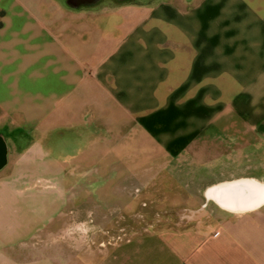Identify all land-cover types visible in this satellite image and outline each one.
Listing matches in <instances>:
<instances>
[{"label": "crops", "instance_id": "crops-1", "mask_svg": "<svg viewBox=\"0 0 264 264\" xmlns=\"http://www.w3.org/2000/svg\"><path fill=\"white\" fill-rule=\"evenodd\" d=\"M83 125L96 132L102 199L138 171L147 187L189 158L176 170L199 173L196 187L218 205L214 226L96 251L67 238L7 244L0 264H264V0H0V136L14 141L2 171L11 154L30 163L51 149L31 139ZM222 195L248 197V208L223 207Z\"/></svg>", "mask_w": 264, "mask_h": 264}, {"label": "rangeland", "instance_id": "rangeland-1", "mask_svg": "<svg viewBox=\"0 0 264 264\" xmlns=\"http://www.w3.org/2000/svg\"><path fill=\"white\" fill-rule=\"evenodd\" d=\"M95 133L85 132V125L67 126L54 139H31L30 144L42 142L51 149L31 155L30 163L27 155L11 154V166L0 169V232L15 234L8 239L0 235V247L21 243L30 246L36 240L41 245L58 246L59 240L74 239L76 244L96 251L118 237L126 239L178 228L210 230L214 226L218 205L207 202L196 187L199 173L176 170L189 168V158L172 162L165 172H155L154 182L150 181L147 187L145 172L138 171L134 183H126L118 195L114 193L115 187L107 189L111 196L108 201L102 199L101 189L96 186L102 175L98 172V154L91 148L92 142H96L92 140ZM5 141L8 153H12L14 141L7 137ZM28 143L16 142L15 147L21 151ZM156 162L155 158V169L161 168L156 167ZM13 164L21 167L11 170ZM85 168L93 171L85 172ZM129 174L124 173L122 181ZM203 179L209 180V173H203ZM70 226L77 231L70 234ZM36 230H40L37 238L32 235ZM20 232L24 235H18Z\"/></svg>", "mask_w": 264, "mask_h": 264}, {"label": "bare ground", "instance_id": "bare-ground-1", "mask_svg": "<svg viewBox=\"0 0 264 264\" xmlns=\"http://www.w3.org/2000/svg\"><path fill=\"white\" fill-rule=\"evenodd\" d=\"M224 197H216V199L220 202V204L223 207H226L228 209H239L241 208H248L246 204H242L245 202V200L248 199V197H236V196H226L222 195ZM252 199V198H249ZM264 202V189L260 191V195L257 197V200L255 201V204H260Z\"/></svg>", "mask_w": 264, "mask_h": 264}, {"label": "water", "instance_id": "water-1", "mask_svg": "<svg viewBox=\"0 0 264 264\" xmlns=\"http://www.w3.org/2000/svg\"><path fill=\"white\" fill-rule=\"evenodd\" d=\"M92 0H70L73 5H79L81 2H87ZM7 145L3 137L0 136V168L6 162Z\"/></svg>", "mask_w": 264, "mask_h": 264}, {"label": "built area", "instance_id": "built-area-1", "mask_svg": "<svg viewBox=\"0 0 264 264\" xmlns=\"http://www.w3.org/2000/svg\"><path fill=\"white\" fill-rule=\"evenodd\" d=\"M121 237H118V239H120Z\"/></svg>", "mask_w": 264, "mask_h": 264}]
</instances>
